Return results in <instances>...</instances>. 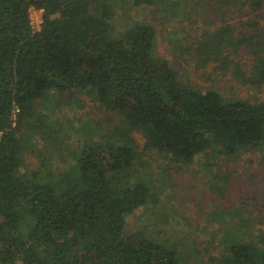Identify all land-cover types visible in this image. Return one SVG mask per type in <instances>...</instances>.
Wrapping results in <instances>:
<instances>
[{
	"label": "trees",
	"instance_id": "16d2710c",
	"mask_svg": "<svg viewBox=\"0 0 264 264\" xmlns=\"http://www.w3.org/2000/svg\"><path fill=\"white\" fill-rule=\"evenodd\" d=\"M216 2L252 12L263 6ZM30 7L43 9L38 31ZM113 14L110 0H0V264H178L167 243L124 230L126 217L152 199L145 181L128 180L136 157L131 132L143 133L144 148L184 163L209 148L228 157L264 148V101L182 83L153 55L152 25L136 22L117 35ZM246 21L247 32L229 24L205 31L196 50L225 66L240 49L249 53L252 78L262 84L264 32L255 18ZM72 90L93 93L119 117L117 137L81 144L62 178L22 174V116L50 92ZM247 238L229 240L219 264H264V239Z\"/></svg>",
	"mask_w": 264,
	"mask_h": 264
},
{
	"label": "rangeland",
	"instance_id": "374dc122",
	"mask_svg": "<svg viewBox=\"0 0 264 264\" xmlns=\"http://www.w3.org/2000/svg\"><path fill=\"white\" fill-rule=\"evenodd\" d=\"M110 3L114 34L136 22L151 24L153 55L166 60L182 83L214 89L226 99L264 101V83L252 78L249 53L240 49L225 66L196 50L205 31L225 24L234 33L247 32L251 27L246 19L255 18L264 32V0L255 12L235 5L221 9L216 0H159L154 6H137L133 0ZM21 119L16 131L21 173L44 170L41 177L51 173L55 179L72 169L81 144L116 138L120 125L119 117L93 93L78 90L50 92L35 100L30 114ZM130 137L136 157L128 180L145 181L152 199L126 217V232L144 231L167 243L177 251L178 264H219L229 240L264 239V148L249 147L235 157L209 148L184 163L144 148L140 131Z\"/></svg>",
	"mask_w": 264,
	"mask_h": 264
},
{
	"label": "built area",
	"instance_id": "2783aa9c",
	"mask_svg": "<svg viewBox=\"0 0 264 264\" xmlns=\"http://www.w3.org/2000/svg\"><path fill=\"white\" fill-rule=\"evenodd\" d=\"M31 11H33L34 14H30ZM42 13H43L42 8H34V7L29 8V21L33 31H38L40 29L43 19Z\"/></svg>",
	"mask_w": 264,
	"mask_h": 264
}]
</instances>
